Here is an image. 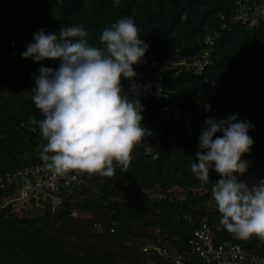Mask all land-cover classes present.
Returning a JSON list of instances; mask_svg holds the SVG:
<instances>
[{
    "label": "trees",
    "instance_id": "trees-1",
    "mask_svg": "<svg viewBox=\"0 0 264 264\" xmlns=\"http://www.w3.org/2000/svg\"><path fill=\"white\" fill-rule=\"evenodd\" d=\"M235 3L0 0V170L44 163L41 145L46 141L30 119L43 116L31 99V89L40 66L55 68L58 61L36 62L21 56L34 32L42 27L57 32L61 25H83L88 42L101 46L99 36L105 27L121 17H133L140 38L149 47L142 62L133 65L136 76H121L124 84L148 78L151 62L169 52L199 54L204 34L219 27L220 13L231 16ZM263 38L264 22L249 28L236 25L218 39L205 75L186 69L167 75L170 87L184 92L181 101L189 97L192 109L199 110L201 126L205 127L206 117L226 119L233 113L251 122L249 135L254 143L242 155L248 168L239 175L249 183L264 178ZM141 103L142 116L160 121L163 128L158 156L146 154L136 143L126 169L116 166L112 176L87 173V183L67 191L57 211L48 207L35 216L20 217L11 206L0 208V264H169L142 247L154 242L183 247L204 219L216 227V239L240 242L264 253V237L239 239L220 224L221 214L212 196V183L219 174L210 169L209 181L202 182L192 172L200 134L192 136L185 128L166 123L160 100L146 97ZM189 264L202 263L194 258Z\"/></svg>",
    "mask_w": 264,
    "mask_h": 264
},
{
    "label": "clouds",
    "instance_id": "clouds-1",
    "mask_svg": "<svg viewBox=\"0 0 264 264\" xmlns=\"http://www.w3.org/2000/svg\"><path fill=\"white\" fill-rule=\"evenodd\" d=\"M87 35L83 25H61L57 32L42 27L21 52L36 62L58 61L55 68L40 66L31 99L43 118L30 117L46 141L41 145L44 167L57 176L71 170L112 176L116 166H129L133 146L146 135L140 86L132 83L133 98L121 85V76H136L133 65L142 62L149 47L134 18L121 17L105 27L101 46L90 44ZM204 123L192 172L202 182L209 181L210 169L219 174L212 196L226 230L239 239L264 237V178L253 183L239 178L248 168L242 155L254 143L253 125L238 113L206 117Z\"/></svg>",
    "mask_w": 264,
    "mask_h": 264
},
{
    "label": "built area",
    "instance_id": "built-area-1",
    "mask_svg": "<svg viewBox=\"0 0 264 264\" xmlns=\"http://www.w3.org/2000/svg\"><path fill=\"white\" fill-rule=\"evenodd\" d=\"M219 27L207 31L202 38V50L197 55L184 54L179 50L169 52L162 59L151 62L152 72L146 79L135 81L140 86V101L156 98L162 102L164 120L172 127H183L192 136L200 134L204 128L197 122L198 109H192L189 97L181 98L184 92L176 93L167 81L169 72L190 70L193 74L205 75L213 61L218 39L226 32H232L236 25L253 27L264 22V0H236L235 11L231 16L218 15ZM264 52V38L262 40ZM133 82L121 84L122 90L135 98L131 90ZM141 125L146 135L141 145L146 154L158 156L162 144L163 128L160 121L143 117ZM37 130L38 127H32ZM264 172V167L262 168ZM87 172L71 170L57 176L44 167L42 162H30L21 167L0 170V208L11 206V211L20 215L27 209L44 212L48 207L57 211L62 197L74 187L87 183ZM75 216L79 213L75 212ZM100 229V226H96ZM114 231V227L110 228ZM216 227L208 220H202L183 247L159 242L145 244L142 249L155 253L169 264H189L197 258L202 264H264V253L256 247L220 237L216 239Z\"/></svg>",
    "mask_w": 264,
    "mask_h": 264
},
{
    "label": "rangeland",
    "instance_id": "rangeland-1",
    "mask_svg": "<svg viewBox=\"0 0 264 264\" xmlns=\"http://www.w3.org/2000/svg\"><path fill=\"white\" fill-rule=\"evenodd\" d=\"M175 191L179 193L180 192V189L179 188H175ZM36 214H37L36 211L27 209L26 211H22L19 216L20 217H24V216H35Z\"/></svg>",
    "mask_w": 264,
    "mask_h": 264
}]
</instances>
